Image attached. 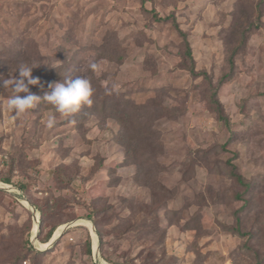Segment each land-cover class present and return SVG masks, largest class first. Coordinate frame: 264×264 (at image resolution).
<instances>
[{
    "label": "rangeland",
    "instance_id": "374dc122",
    "mask_svg": "<svg viewBox=\"0 0 264 264\" xmlns=\"http://www.w3.org/2000/svg\"><path fill=\"white\" fill-rule=\"evenodd\" d=\"M25 64L93 102L0 85V264H264V0H0V79Z\"/></svg>",
    "mask_w": 264,
    "mask_h": 264
},
{
    "label": "clouds",
    "instance_id": "9594fccd",
    "mask_svg": "<svg viewBox=\"0 0 264 264\" xmlns=\"http://www.w3.org/2000/svg\"><path fill=\"white\" fill-rule=\"evenodd\" d=\"M35 67L37 66L20 65L14 71L18 70V76L10 74V78L0 79V85L11 88L13 95L8 100V108L15 115L34 109L41 101L52 104L65 117L73 116L82 105L92 104L94 90L87 77L68 78L63 82L49 83V90L43 97L36 95L30 88V86L40 85V79L32 75ZM92 67L95 68L96 65L93 64ZM48 123L51 127L54 124V118H50Z\"/></svg>",
    "mask_w": 264,
    "mask_h": 264
},
{
    "label": "trees",
    "instance_id": "16d2710c",
    "mask_svg": "<svg viewBox=\"0 0 264 264\" xmlns=\"http://www.w3.org/2000/svg\"><path fill=\"white\" fill-rule=\"evenodd\" d=\"M167 20H168V18L162 19V21H167ZM176 29L180 32V34L184 38V42L186 44V56L191 61H194L193 50H192L191 44H190V42L188 40V36L180 29V27L177 24V22H176ZM190 70L192 71L193 74L196 75V69L194 67H192ZM215 97H216V99L214 100V110H215V112L218 115V119L223 121L224 124L229 127L230 126V120L227 118V116L225 114L224 107H223L221 101L218 98V94L217 95L215 94ZM229 165H231V175H232V177L235 179V181L238 182L239 186H244L245 182H244V179H243L242 175H240L239 172H238V167L233 165V164H231V162H229ZM4 182L7 183V184H10L12 182V180L10 178H5ZM247 187L250 188L249 186H247ZM229 230H230V232L234 233L235 235H237L240 238L245 237L246 234H247V232H245L243 230L242 220H241L239 215L236 217V226L235 227H230ZM54 231H55V228L50 230V232L43 239L44 243H48L51 240V238H52V236L54 234ZM88 243L90 244V242H88ZM91 253H92V249H91V245H89L88 248H87V254L91 255ZM22 255L19 257V259L17 260L16 264H21L22 261L27 257V254H25V255L22 254ZM257 264H261L259 259L257 261Z\"/></svg>",
    "mask_w": 264,
    "mask_h": 264
},
{
    "label": "water",
    "instance_id": "95a60500",
    "mask_svg": "<svg viewBox=\"0 0 264 264\" xmlns=\"http://www.w3.org/2000/svg\"><path fill=\"white\" fill-rule=\"evenodd\" d=\"M34 214L36 213L35 211H32ZM74 225V224H73ZM76 225V224H75ZM72 227V225H67L66 226V229H69V228H71ZM60 231V230H59ZM39 232V227L36 225V227H35V233L37 234ZM58 232V231H57ZM56 232V233H57ZM60 236H61V234H60ZM60 236L58 237V239L60 238ZM58 239H55L54 240V237L51 239V244L49 245V246H52ZM95 239H97V236L95 237ZM95 249H97V250H95L94 251V258H95V262L96 263H98V264H102V261H101V259H100V256H99V254H98V239H97V242L95 243Z\"/></svg>",
    "mask_w": 264,
    "mask_h": 264
},
{
    "label": "bare ground",
    "instance_id": "6f19581e",
    "mask_svg": "<svg viewBox=\"0 0 264 264\" xmlns=\"http://www.w3.org/2000/svg\"><path fill=\"white\" fill-rule=\"evenodd\" d=\"M9 186V185H8ZM9 190H11V189H9ZM17 198V197H16ZM35 234V233H34ZM60 236V231H58L56 234H55V236H54V240L55 239H58V237ZM97 242V239H95V243ZM51 244V242L49 243V245ZM49 245L48 246H44L43 245V247H45L46 249L49 247Z\"/></svg>",
    "mask_w": 264,
    "mask_h": 264
}]
</instances>
